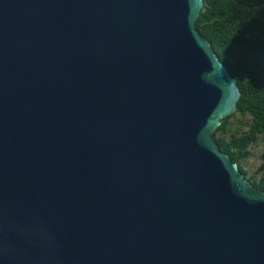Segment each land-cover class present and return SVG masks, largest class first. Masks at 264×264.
Returning <instances> with one entry per match:
<instances>
[{
  "label": "water",
  "instance_id": "obj_1",
  "mask_svg": "<svg viewBox=\"0 0 264 264\" xmlns=\"http://www.w3.org/2000/svg\"><path fill=\"white\" fill-rule=\"evenodd\" d=\"M201 8L0 0V264H264V192L211 137L239 92Z\"/></svg>",
  "mask_w": 264,
  "mask_h": 264
},
{
  "label": "trees",
  "instance_id": "obj_2",
  "mask_svg": "<svg viewBox=\"0 0 264 264\" xmlns=\"http://www.w3.org/2000/svg\"><path fill=\"white\" fill-rule=\"evenodd\" d=\"M195 30L239 92L235 112L220 121L212 140L244 179L264 192V150L253 171L243 167L250 148L264 144V0H202Z\"/></svg>",
  "mask_w": 264,
  "mask_h": 264
},
{
  "label": "rangeland",
  "instance_id": "obj_3",
  "mask_svg": "<svg viewBox=\"0 0 264 264\" xmlns=\"http://www.w3.org/2000/svg\"><path fill=\"white\" fill-rule=\"evenodd\" d=\"M231 116V115H230ZM264 150V144L261 142L256 143L250 148V157L243 163L245 170L251 172L253 171L258 164V155L261 151Z\"/></svg>",
  "mask_w": 264,
  "mask_h": 264
},
{
  "label": "clouds",
  "instance_id": "obj_4",
  "mask_svg": "<svg viewBox=\"0 0 264 264\" xmlns=\"http://www.w3.org/2000/svg\"><path fill=\"white\" fill-rule=\"evenodd\" d=\"M203 78V77H202Z\"/></svg>",
  "mask_w": 264,
  "mask_h": 264
}]
</instances>
